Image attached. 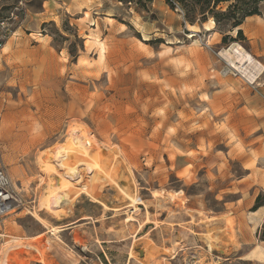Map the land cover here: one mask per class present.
<instances>
[{
    "label": "rangeland",
    "instance_id": "1",
    "mask_svg": "<svg viewBox=\"0 0 264 264\" xmlns=\"http://www.w3.org/2000/svg\"><path fill=\"white\" fill-rule=\"evenodd\" d=\"M55 1L34 29L43 0H0V264H264V38L167 0Z\"/></svg>",
    "mask_w": 264,
    "mask_h": 264
},
{
    "label": "trees",
    "instance_id": "2",
    "mask_svg": "<svg viewBox=\"0 0 264 264\" xmlns=\"http://www.w3.org/2000/svg\"><path fill=\"white\" fill-rule=\"evenodd\" d=\"M151 1V0H145ZM173 7H180L186 23H203L213 19L215 28L224 34L223 41L229 38V31H237L243 37L241 28L244 21L251 16L261 15V4L264 0H167ZM145 3V2H144ZM264 206V195H258L255 208ZM261 238L264 240V224Z\"/></svg>",
    "mask_w": 264,
    "mask_h": 264
},
{
    "label": "crops",
    "instance_id": "3",
    "mask_svg": "<svg viewBox=\"0 0 264 264\" xmlns=\"http://www.w3.org/2000/svg\"><path fill=\"white\" fill-rule=\"evenodd\" d=\"M52 1L56 2L55 0H43V4H42V8L37 12H33L32 14L35 15L34 17L32 16L30 19V21H32V26L34 29H36L38 26H40L41 24H43L44 22H46L47 20H52V14L53 13H57V7L55 5H52ZM80 2V0L73 1V3H68V8L69 7H75V4H78ZM47 4H49V7L47 6ZM62 4L64 6H67V4L65 3L64 0H62V2L59 3V6L62 7ZM66 4V5H65ZM49 10H48V8ZM246 27H243V26ZM242 30H246L247 34H249V37L251 38V40L253 39H260V38H264V19H262L260 16H251L248 17L244 23L241 26ZM23 31L22 30V26H20L17 30V32Z\"/></svg>",
    "mask_w": 264,
    "mask_h": 264
},
{
    "label": "bare ground",
    "instance_id": "4",
    "mask_svg": "<svg viewBox=\"0 0 264 264\" xmlns=\"http://www.w3.org/2000/svg\"><path fill=\"white\" fill-rule=\"evenodd\" d=\"M211 22L213 24H215V21L213 19H211ZM209 29H210V27H209ZM222 55L230 56L232 58L237 59L239 62L232 61V65L234 67H236L244 76L248 77L250 80L256 79L258 72L256 70H254L253 68H254V66H256V67L259 66L261 68V65L258 64L257 61L240 44L233 42L232 44H230V46L228 48H226L222 51ZM81 148H82V146H81ZM65 149L66 150L69 149V151L71 150V151H78L79 152L80 146L78 149L75 148L74 146H71V147L65 148ZM65 154H63V155L67 156V157L72 155L71 153H67L66 155ZM73 160H75V158ZM65 162H67V158H66ZM137 200L138 199H134L133 205L137 203L136 202Z\"/></svg>",
    "mask_w": 264,
    "mask_h": 264
},
{
    "label": "built area",
    "instance_id": "5",
    "mask_svg": "<svg viewBox=\"0 0 264 264\" xmlns=\"http://www.w3.org/2000/svg\"><path fill=\"white\" fill-rule=\"evenodd\" d=\"M23 3V0H19V4L21 5ZM18 10V8H16ZM12 17L17 18V15L15 12H12ZM4 22V21H3ZM3 36H0V47L3 46ZM8 179L6 178L3 171L0 170V213H3L5 210V207H7V201H8Z\"/></svg>",
    "mask_w": 264,
    "mask_h": 264
}]
</instances>
